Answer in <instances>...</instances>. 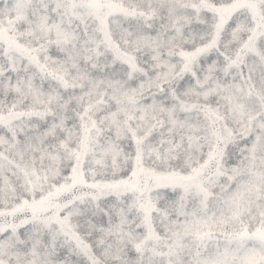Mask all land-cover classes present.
I'll list each match as a JSON object with an SVG mask.
<instances>
[{"label": "snow or ice", "instance_id": "snow-or-ice-1", "mask_svg": "<svg viewBox=\"0 0 264 264\" xmlns=\"http://www.w3.org/2000/svg\"><path fill=\"white\" fill-rule=\"evenodd\" d=\"M0 264H264V0H0Z\"/></svg>", "mask_w": 264, "mask_h": 264}]
</instances>
